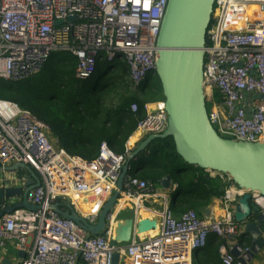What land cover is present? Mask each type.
<instances>
[{"label":"built area","instance_id":"built-area-1","mask_svg":"<svg viewBox=\"0 0 264 264\" xmlns=\"http://www.w3.org/2000/svg\"><path fill=\"white\" fill-rule=\"evenodd\" d=\"M167 4L168 0H0V80H28L51 54L67 52L77 60L75 79L92 76L98 59L121 60L136 89L155 75L157 39ZM72 16L76 20L69 22ZM57 21L62 23L56 25ZM203 53L202 87L213 129L224 139L264 143V0H215ZM130 110L136 113L137 105ZM143 110L133 133L140 141L167 128L163 101L147 103ZM49 134L29 111L0 100V167L23 164L40 180L27 197L39 210L18 209L0 222V248L16 241L23 254L20 264H111L114 254L126 264H193L210 234L228 245L238 243L241 226L233 214L243 195L249 193L264 215V197L238 188L223 174L205 171L227 184L221 198L223 216L218 219H200L193 210L176 217L159 185L127 175L104 232L92 236L51 205L57 200L70 204L89 225L96 224L132 148L126 143L123 153L117 154L103 142L97 157L85 161L69 154ZM16 172L0 179V185L24 188L28 178ZM82 200L93 207L83 211ZM155 204L159 210L153 209ZM8 205L1 201L0 212ZM128 208L135 224L142 218L140 212L150 211L156 228L142 235L134 227L128 243L112 247L113 224ZM223 251V264H244L224 247Z\"/></svg>","mask_w":264,"mask_h":264},{"label":"water","instance_id":"water-1","mask_svg":"<svg viewBox=\"0 0 264 264\" xmlns=\"http://www.w3.org/2000/svg\"><path fill=\"white\" fill-rule=\"evenodd\" d=\"M214 2L215 0H168L157 39L155 61V75L162 89L167 128L162 134L146 137L134 148L122 168L116 190L104 204L96 224L89 225L70 204H66L68 211L61 210L60 200H57L51 205V209L62 218L72 221L92 236L101 235L106 228L107 216L122 192L131 160L152 141L167 138H172L176 154L184 164L226 175L238 188L258 192L264 197V143H241L221 138L208 119L202 87L203 49ZM74 20L75 16L68 18L69 22ZM61 23L57 21L56 25ZM18 170H26L30 177L24 188L0 185V201L20 198L19 202L10 203L6 210L0 212V222L4 215L18 209L39 210V206L32 205L27 199L28 193L40 186L37 174L23 164L0 167V173ZM158 185L163 190L170 189V176L162 178ZM132 213L131 211L127 219L117 222L110 246L128 243L134 227L139 234L156 228L154 220H140L135 224ZM233 217L241 226L239 237L249 239L250 245L245 249V244L238 241L230 253L244 264H249L264 248V215L252 204L251 195L247 193L235 204ZM3 264L11 263L5 260ZM111 264H120L118 254L113 255Z\"/></svg>","mask_w":264,"mask_h":264},{"label":"trees","instance_id":"trees-1","mask_svg":"<svg viewBox=\"0 0 264 264\" xmlns=\"http://www.w3.org/2000/svg\"><path fill=\"white\" fill-rule=\"evenodd\" d=\"M53 58L55 64L45 73ZM76 65L77 60L71 54L53 53L32 78L20 82L0 80V100L29 111L49 128L63 149L82 160L95 159L103 142L115 153H123L137 123L145 115L144 105L163 101L156 75L132 93L128 68L123 61L98 59L94 73L86 80L75 79ZM109 73L112 74L107 77ZM214 96L219 102L218 95ZM132 104L137 105L136 113L130 110ZM129 167L128 176L154 184L170 176L176 193L169 208L180 212L193 210L199 214L211 199L222 198L227 185L219 177H210L204 170L184 164L176 154L172 138L152 141L131 160ZM60 209L68 211L63 203ZM214 236H208L206 246ZM193 264H197L194 258ZM212 264H223L218 254Z\"/></svg>","mask_w":264,"mask_h":264},{"label":"crops","instance_id":"crops-1","mask_svg":"<svg viewBox=\"0 0 264 264\" xmlns=\"http://www.w3.org/2000/svg\"><path fill=\"white\" fill-rule=\"evenodd\" d=\"M248 102H249V100L247 99V102L245 104L248 105ZM50 139L58 145L57 141L54 138H50ZM132 139H134L135 141H134V143H130L129 146H133V148H132V151H133L134 148L136 147V145H138V141H140V140H138L139 138L135 134L132 135ZM132 139H130V140H132ZM7 167H11V165H7ZM16 174H18L20 176H25L28 179L30 177V174L26 170H18L16 172ZM8 177H9V172H6V173H2L1 172L0 173V179L6 180V179H8ZM3 183L5 185V182H3ZM170 189H172V190L175 189V186H172V183H171ZM158 190H159V192L165 193V190H163L160 186L158 187ZM6 201L8 203H17V202H19V198L18 197H12L10 199H7ZM79 204L81 206V209L83 208L82 210L85 211V212L89 211L93 207V204H90V203H88L87 201H84V200L79 201ZM89 205H91V206H89ZM153 209L155 211L159 210L160 206L155 204V205H153ZM172 212L174 213V215L176 217H178L184 211L180 212V211H177L175 209H172ZM130 213H131V209H129V208L124 210V211H122V213L120 214V218L119 219L120 220L127 219L129 217ZM140 215L142 217L141 220H145V219L150 220L149 218L153 217L150 214V211H147V212L146 211H142V212H140ZM197 216L200 219H208L210 217L213 218V219H218V218L222 217L223 216V208H222V200H221V198H219V199H217V198L216 199L215 198L211 199L209 204L199 214H197ZM113 227H115V228L117 227V223L116 222H114ZM114 231H115V229H114ZM148 233L152 234V232H150V231ZM146 234H147V232H146ZM142 235H144V234L142 233ZM239 238L241 239V241L239 240ZM222 241L223 240H220L219 238H217L215 236H214V238L212 237L210 242L208 243V246H206L199 253L195 254L194 261H196L197 264H208V262L211 261V264H212V261L214 260L215 254H218L219 259H221L222 255L224 253L223 247L225 248V250L227 252H230L229 249L233 245V244H229L228 245V244H226V242L222 244ZM237 241H240V242L244 243L245 244L244 245L245 249L248 248L249 245H250V240L249 239L244 238V237H239V235L237 237ZM31 242H32V240L29 239L28 243L31 244ZM22 257H23V254L17 250L16 241H13V240L9 241V242L6 243V245L4 247L0 248V264H3V261H5V260L6 261H10L11 264H20L19 260ZM79 264H81V263H79ZM120 264H126V263L122 260L120 262ZM249 264H264V248L253 258V260Z\"/></svg>","mask_w":264,"mask_h":264},{"label":"rangeland","instance_id":"rangeland-1","mask_svg":"<svg viewBox=\"0 0 264 264\" xmlns=\"http://www.w3.org/2000/svg\"><path fill=\"white\" fill-rule=\"evenodd\" d=\"M55 60H56V58H53L49 63H48V66H47V68L45 69V73H48V70L50 69V68H52L53 67V65L55 64ZM118 69H119V66H117L115 69H113L115 72H117L118 71ZM114 73V72H113ZM112 73H109V75L107 76V77H109L110 75H111ZM75 77V76H74ZM106 77V78H107ZM150 77H152V76H150ZM156 77H154L153 79H155ZM153 82V81H152ZM151 82V83H152ZM135 91H136V89H133L132 88V93H135ZM49 138H53V136H52V134H49ZM130 139H132V136L130 137ZM129 139V141H128V143H129V145H130V143H134V139H132V140H130ZM131 148H133V146H131ZM159 187V186H158ZM165 193L169 196V204L171 205L172 204V199L174 198V196H175V191L174 190H172V189H168L167 191H165ZM158 205V204H157Z\"/></svg>","mask_w":264,"mask_h":264},{"label":"bare ground","instance_id":"bare-ground-1","mask_svg":"<svg viewBox=\"0 0 264 264\" xmlns=\"http://www.w3.org/2000/svg\"><path fill=\"white\" fill-rule=\"evenodd\" d=\"M247 11H248V10H247ZM135 135H136V136H138V134H137V133H135ZM175 190H176V189H174V191H175ZM172 200H173V199H172ZM82 207H83V206H82ZM82 209H83V208H82ZM120 262H121V261H120Z\"/></svg>","mask_w":264,"mask_h":264},{"label":"clouds","instance_id":"clouds-1","mask_svg":"<svg viewBox=\"0 0 264 264\" xmlns=\"http://www.w3.org/2000/svg\"><path fill=\"white\" fill-rule=\"evenodd\" d=\"M166 10V9H165ZM165 14V13H164ZM128 142V141H127ZM158 185V184H157ZM19 198V197H18ZM10 199V198H9ZM19 200H20V198H19ZM6 201V200H5ZM1 202V201H0ZM10 204V203H9Z\"/></svg>","mask_w":264,"mask_h":264}]
</instances>
